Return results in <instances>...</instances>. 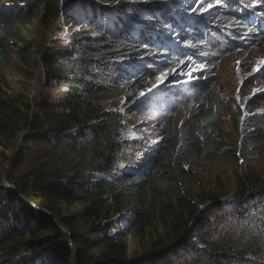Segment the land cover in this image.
Wrapping results in <instances>:
<instances>
[{"label":"trees","instance_id":"16d2710c","mask_svg":"<svg viewBox=\"0 0 264 264\" xmlns=\"http://www.w3.org/2000/svg\"><path fill=\"white\" fill-rule=\"evenodd\" d=\"M42 1L47 11L40 19L43 31L57 18V32L63 25L74 29L67 45L50 42L39 55L48 83L57 80L70 92L61 99L52 91L32 99L10 97L0 74V157L17 150L6 172L12 189L0 188V264H264V177H239L237 203L230 205L218 195L202 191L196 197L187 189L194 178L191 169L223 153L220 119L228 111L213 89L156 145L124 139L122 115L99 100L131 81L155 79L166 65L163 60L176 63L193 53L212 60L238 47L218 31L250 0H217L227 9L218 8L203 33L195 24L186 25L181 35L173 32L165 41L161 34L173 29L172 18L197 9L193 0ZM249 23L256 36L263 33ZM240 25L238 31L244 32ZM0 33L25 42L16 26L0 24ZM174 38L181 51L172 56L166 43ZM26 70L18 72L27 77ZM190 93L170 92L179 103L192 101ZM243 126L242 145L231 136L226 142L231 156L238 146L258 141L249 129L264 128V114L245 118ZM233 131L238 136V129ZM147 171L158 174L155 181ZM131 202L136 207L127 210ZM79 204L87 207L69 216ZM126 210L132 213L124 218L126 231L144 239L143 251L133 257L125 231L117 229ZM58 224L70 232L71 246Z\"/></svg>","mask_w":264,"mask_h":264},{"label":"rangeland","instance_id":"374dc122","mask_svg":"<svg viewBox=\"0 0 264 264\" xmlns=\"http://www.w3.org/2000/svg\"><path fill=\"white\" fill-rule=\"evenodd\" d=\"M116 1L120 3L122 0ZM203 1L193 0L191 3L197 9L181 12L179 20L172 18L174 22L171 24L173 29L176 26V30L166 29L161 34L162 39L165 41L168 37L172 38L170 34L173 32L175 36L181 35L185 26L191 24H195L197 30L203 33L207 20L218 14V8L227 9L224 3L220 4L217 0H209L211 2L209 7L204 8L203 5H199ZM93 3L101 5L96 0H93ZM102 6L106 7L107 4ZM237 11L230 16L231 24L220 25L218 32L223 38L225 37V40L236 41L238 47L224 50L212 60L208 59L207 54L198 57L197 53L186 56L185 60L176 63L163 60L166 65L158 68L159 74L155 79L131 81L129 85L122 86L116 94H106L99 98L108 110L122 115L126 128L124 139L156 145L163 137L175 132L189 108L193 104L200 103L208 89H213L225 102L228 111L220 119L225 143L223 153L209 165L193 167L191 172L194 178L188 182L187 189L195 196L202 191L218 195L217 200L227 202L228 205L232 202L237 203L234 192L239 177L250 173L253 176L264 177V128L249 129L258 139L252 146L247 148L238 146L234 156L226 152L228 147L226 142L230 136L233 141L243 144L242 130L245 129L243 120L249 116L264 114V0H250L244 9L240 8ZM45 15L47 11L42 0H0V24L5 27L7 25L18 27L25 40L21 43L0 33V74L6 79L8 87H5V92L10 97L24 96L32 99L35 94L52 91L54 98L61 99L70 92L57 80L48 83L39 55L42 47L49 46L50 42H54V45L56 43L67 45L74 29L63 25L59 26L60 30L57 32L59 21L57 18L50 29L43 31L40 19ZM170 16L175 15L170 14ZM246 20L250 22L249 25L254 23L263 33L257 32L256 36V32L245 24ZM241 23L244 32L238 31V24ZM232 24L237 27H230ZM131 25L135 27L134 24ZM227 28L232 31L229 32ZM234 34H237L236 38L232 37ZM217 40L211 39V42L215 41L220 45L219 39ZM166 44L172 56L181 51L176 38L168 39ZM36 63L39 66L32 68L31 65ZM19 70L29 71V75L23 77ZM189 89L194 91V94L190 93L193 96L192 101L179 103L177 95L170 94L173 90L178 92ZM234 128L238 129V136L233 131ZM15 152L7 151L5 159L0 157V188L12 189V185L6 180V172L7 166L10 165L7 162L13 161ZM123 168L122 166L121 170ZM146 174H149L154 181L158 175L155 171L151 173L147 171ZM181 191L185 193L183 188ZM149 197L147 193V198ZM26 203L29 201L27 200ZM136 204L131 202L127 210H132ZM207 205L203 204L202 208ZM84 207L87 206L79 204L76 210H69L67 214L74 216ZM127 210L122 212V219L119 220L117 229L121 232L125 231L128 251L133 257L143 251L141 243L144 239L139 241L134 230L126 231L128 226H125L124 218L132 216ZM65 230L66 233L61 231L67 235L66 238L71 246L70 232ZM148 240L146 238V242ZM71 264L76 262L72 261Z\"/></svg>","mask_w":264,"mask_h":264},{"label":"water","instance_id":"95a60500","mask_svg":"<svg viewBox=\"0 0 264 264\" xmlns=\"http://www.w3.org/2000/svg\"><path fill=\"white\" fill-rule=\"evenodd\" d=\"M27 133H28V131H24V132L21 134V140L27 135ZM20 142H21V141H20ZM16 152H17V150H16ZM16 152H15V153H16ZM14 155H15V154H14ZM11 161H12V160H10L9 162H7V164H11ZM7 168H8V166H7ZM18 195H19V194H18ZM19 198H22V197L20 196ZM45 212H46V211H45ZM47 213H48V215H49L54 221H56L55 217H53V215H52L51 213H49V212H47ZM58 226H59V228H60L63 232L66 233L65 228L62 227L61 224H58Z\"/></svg>","mask_w":264,"mask_h":264},{"label":"clouds","instance_id":"9594fccd","mask_svg":"<svg viewBox=\"0 0 264 264\" xmlns=\"http://www.w3.org/2000/svg\"><path fill=\"white\" fill-rule=\"evenodd\" d=\"M28 204V203H27Z\"/></svg>","mask_w":264,"mask_h":264}]
</instances>
